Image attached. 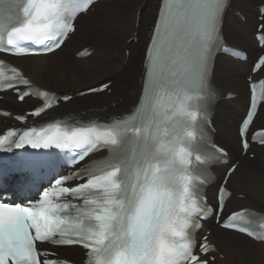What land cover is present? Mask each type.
Returning a JSON list of instances; mask_svg holds the SVG:
<instances>
[{
    "label": "snow or ice",
    "instance_id": "snow-or-ice-1",
    "mask_svg": "<svg viewBox=\"0 0 264 264\" xmlns=\"http://www.w3.org/2000/svg\"><path fill=\"white\" fill-rule=\"evenodd\" d=\"M92 2L0 0V52L25 56L56 51L75 31L78 14L85 13ZM225 5L226 0H161L145 54L143 103L131 114L104 123L62 125L55 121L19 134L12 130L0 138V151L30 146L55 148L65 156L62 162L24 160L29 169L45 168L55 175L42 191L35 187L34 178L27 181L39 199L14 200L0 193V264H67L57 253L44 249L45 242L81 246L88 250L86 264H209L194 253L188 229L194 217L203 219L213 212L203 191L209 175L206 165L225 161L227 152L210 142L204 127L206 117L197 126L199 140L190 129L197 111L206 113L207 102L215 95L209 84L213 57L217 51H228L220 31ZM260 39L264 46V37ZM259 63L264 66V57ZM2 65L0 61L5 88H31L30 80L16 68L5 75ZM28 94H20L19 99ZM193 100L199 101L197 111L189 110L188 102ZM256 110L253 97L241 127L245 151L249 143L244 134ZM42 111L44 108L37 109L35 114ZM260 136L264 143V132ZM105 148L110 153L107 159L83 163L92 152ZM193 152L203 154H197L195 160L205 165L194 176L184 167ZM60 163L80 167L58 175ZM233 171L234 166L228 174ZM71 180L82 182L63 186ZM226 183L227 178L218 188L217 219L224 211L225 196L231 195ZM253 223L234 212L222 227L253 236L257 235ZM204 240L199 251L207 254L210 247L206 237Z\"/></svg>",
    "mask_w": 264,
    "mask_h": 264
},
{
    "label": "bare ground",
    "instance_id": "bare-ground-1",
    "mask_svg": "<svg viewBox=\"0 0 264 264\" xmlns=\"http://www.w3.org/2000/svg\"><path fill=\"white\" fill-rule=\"evenodd\" d=\"M260 1L263 0H229L222 24L223 38L228 44L245 50L249 58L247 62H239L225 56H217L213 72L212 85L217 94L231 93L237 95L234 100L219 102L213 117V124L216 129V141L229 151L232 164L239 162L228 183L229 189L233 192L232 197L226 205L228 212L242 207L250 208L264 214L262 210L264 208V162L262 159L264 156V148L253 146L250 153L255 154L254 159H250L248 156L243 157L241 155L242 149L238 136V128L235 131L249 103V85L245 81V77L251 74V68L247 71L248 66L250 63L252 65L254 59L260 53L264 52V49L261 50L258 48L254 38V34L257 32L259 25L257 19L260 15L259 11H257L256 16L252 12L247 13L244 4L250 2L256 4ZM160 2L161 0H116V3L112 4L108 0H100L93 4L85 15L82 14L76 19L75 31L57 51L40 57L17 59L6 57V59L13 61L22 69L25 76L30 79L34 86L43 88L40 85L43 84L57 90H65V93L70 90L76 91L84 87H89L109 77L115 80V94L113 93L109 97L107 94L102 93L100 96H90L86 103V100L81 103L85 104H79L76 108H83L85 109L83 111L92 113L99 108H105L111 101H115L116 106L114 109L111 110L108 107L106 114H115L123 110H126L125 112L128 113L130 108L136 106L138 103L145 77V68L142 64L144 61V58L142 60V53L145 47V37H142V33L145 32L147 34L149 32L152 25L150 20H152V15L156 11L158 12L157 9H159ZM129 6H132V8H129ZM258 6L262 5L258 4ZM231 8H235V11L240 10L242 13H246L247 17L243 15L245 16L244 23L241 19L239 20L236 16L234 17ZM93 11L94 13L92 14ZM156 15L157 13L155 17ZM81 28L86 29V32L83 31L84 33L97 35L98 42L90 48L92 54L81 61L69 59L68 61L64 59L60 60L61 53L67 49L72 40L78 37ZM138 36L139 41L137 44L129 40L130 37ZM121 46L125 48L123 54L121 53ZM88 47L90 46H83L76 54ZM115 49H117L116 52ZM102 53L104 54V59L100 60L97 56ZM116 57L120 58L118 62H115ZM53 58L57 59L52 60ZM139 63L142 64V67ZM116 71L122 74L120 79H117V76H113L117 73ZM135 71H137L138 81L132 83L133 87L125 83V80ZM262 77H264V66L253 79L258 80ZM120 85L129 87L130 93L123 95L118 90L122 88L117 87ZM57 90L50 89L49 91L64 92ZM127 91L125 89L123 93L125 94ZM5 97L4 102L8 101L5 104L8 105L6 107H10L12 110L24 109L22 112L29 111L31 108L26 109V106L34 107L37 104L28 98L20 105L16 103L12 95L6 94ZM118 97L123 99L122 104L117 103L116 98ZM79 100L81 99L77 101ZM72 104L70 102L66 105H60L57 109H53L41 116L39 120H44L45 116L48 115L52 118L55 117V114L60 117L69 115L73 112L69 108ZM90 108L95 109L88 111L87 109ZM84 114L86 115L85 112ZM253 123V127L256 129L264 128V104L260 106ZM4 128L6 127L0 124V129L2 130ZM225 171V167L218 169L220 178H223ZM216 189L217 186H211L208 189V196L214 199ZM239 195H243V198H238ZM207 230L211 231L209 240L216 245L218 250V254L213 255L215 262L211 264H264V244L255 243L240 234L221 230L213 224V220L208 221L202 234ZM63 250L71 256L81 255L77 248ZM220 254L224 256L225 261L219 260L218 257ZM68 257L71 258L70 256Z\"/></svg>",
    "mask_w": 264,
    "mask_h": 264
},
{
    "label": "rangeland",
    "instance_id": "rangeland-1",
    "mask_svg": "<svg viewBox=\"0 0 264 264\" xmlns=\"http://www.w3.org/2000/svg\"><path fill=\"white\" fill-rule=\"evenodd\" d=\"M108 2L109 3H116V0L114 1V0H108ZM263 2V3H262ZM258 4H260V5H263L264 4V0L263 1H260V2H258V3H254V2H250V3H247V4H244L245 5V10H246V12L247 13H250V12H252V13H254L255 14V16H256V13H257V6H258ZM129 8H132V6H129ZM95 10H96V8H95ZM94 10V11H95ZM158 10V9H157ZM236 9L235 8H231V12L233 13V15H234V17L236 16L239 20L241 19L242 20V18H241V16H243V15H245L246 16V13L244 14V12L242 13V11H235ZM94 11L92 12V14L94 13ZM238 12V13H237ZM157 13V11L152 15V20H150L151 21V23H152V25H151V27H150V29H149V32H147V34L145 33V32H143L142 33V37H145L144 38V40H145V47H144V49H143V53H142V60H143V58H144V54H145V50H146V47H147V44H148V41H149V37H150V35H151V32H152V27H153V25H154V20H155V14ZM237 13V14H236ZM245 16H243V17H245ZM247 17V16H246ZM257 19H258V17H257ZM242 22H243V20H242ZM244 23V22H243ZM258 23H259V21H258ZM261 23V22H260ZM262 23L264 24V21H262ZM86 32V29L84 30L83 28H81V30H80V34L78 35V37H76L74 40H72L71 42H70V44L68 45V47H67V49L64 51V52H62L61 53V55H60V60H62V59H64L65 61H68V59L69 60H74V61H81L82 59H75V54H76V52H78L83 46H94V45H96L95 43H97L98 41H97V35H95V34H93V33H84V32ZM87 34V35H86ZM145 34V35H144ZM150 34V35H149ZM252 34H253V32H252ZM89 37V38H88ZM141 37V38H142ZM84 38V39H83ZM129 40H131L132 42H134L135 44H137L138 43V41H139V36L138 37H130L129 38ZM122 47V46H121ZM122 49V51H121V53L123 54L124 53V47H122L121 48ZM120 49V50H121ZM114 51V50H113ZM117 51V49H115V52ZM98 59H100V60H102V59H104V54L102 53V54H98ZM108 57V56H107ZM55 59H57V58H53L52 60H55ZM119 57H116V59H115V62H118L119 61ZM85 60V59H84ZM139 64H141V63H139ZM142 64H143V62H142ZM142 64H141V67H142ZM249 68H251V63L249 64V66H248V69H247V71H249ZM117 72V71H116ZM113 76H117L116 78L117 79H120L121 78V76H122V74H120V73H116V74H114ZM138 75H137V71H135V72H132L131 73V75L125 80V83H127V84H130V86H133V82L135 83V82H137L138 81ZM134 80H136V81H134ZM245 81H246V77H245ZM109 82H111L112 84L110 85V87H109V89L112 91L111 93H102V94H107L108 95V97L109 96H111L113 93H114V91H115V88H114V86H115V80H113V79H111V78H105L104 80H101V81H99L98 83H96V84H94V85H91V86H89V87H84L83 89H80V90H76V91H72V90H70L69 92L71 93V95H73L74 96V99L71 101V103H73L69 108L71 109V111H73L72 113L73 114H81V116L83 117L85 114H84V112L86 113V115L83 117V118H89V117H94V116H98V117H104V118H106V117H108V116H114V115H119V114H121V113H125V111L126 110H123V111H121V112H119V113H115V114H106L107 113V110H108V107H110L109 109H111V110H113L114 109V107L116 106V102L115 101H111V103L110 104H108L105 108H99L97 111H95V112H86V111H83V110H85V109H83V108H76V106L77 105H83V104H85L88 100H89V97L90 96H100L101 94H98V95H85V96H83V97H76V93H78V92H81V91H85V90H88V89H90V88H93V87H95V86H98V85H100V84H102V83H109ZM41 86H43V88L44 87H46V90L47 89H53V90H57V89H55V88H52V87H48L47 85H43V84H40ZM118 88H122V89H118L123 95H126V94H128V93H130V90H129V87H124L123 85H120V86H117ZM134 87V86H133ZM60 89H61V87H60ZM128 90L127 91V93H123V90ZM57 91H64V92H56L55 91V93H58V94H62V93H65V90H57ZM235 93V92H234ZM115 94V93H114ZM237 94V93H236ZM78 99H81V100H79V101H77ZM84 100H86L85 101V103H83V104H81ZM116 100H117V103H119V104H122L123 102V99L122 98H120V97H118V98H116ZM77 101V102H76ZM110 102V101H109ZM33 107V106H32ZM32 107H29V106H26V109H30V108H32ZM75 107V108H74ZM91 109H95V108H90V109H87L88 111L89 110H91ZM17 110V109H16ZM14 110L15 111V113H20V112H22L24 109H20V110ZM83 111V112H82ZM237 130V127H236V129H235V131ZM218 143V142H217ZM221 145V144H220ZM258 207V206H257ZM240 208H242V207H240ZM259 208V207H258ZM259 210H260V208H259ZM262 210L264 211V208H262ZM261 210V211H262ZM219 258V260H221V261H225V259H224V256L223 255H221V256H219L218 257ZM216 264V263H215Z\"/></svg>",
    "mask_w": 264,
    "mask_h": 264
}]
</instances>
